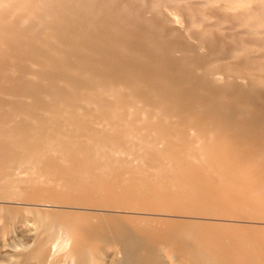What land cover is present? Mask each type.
<instances>
[{
    "label": "bare ground",
    "instance_id": "bare-ground-1",
    "mask_svg": "<svg viewBox=\"0 0 264 264\" xmlns=\"http://www.w3.org/2000/svg\"><path fill=\"white\" fill-rule=\"evenodd\" d=\"M0 264H264V0H0Z\"/></svg>",
    "mask_w": 264,
    "mask_h": 264
},
{
    "label": "rangeland",
    "instance_id": "rangeland-1",
    "mask_svg": "<svg viewBox=\"0 0 264 264\" xmlns=\"http://www.w3.org/2000/svg\"><path fill=\"white\" fill-rule=\"evenodd\" d=\"M21 239H17L14 243H20Z\"/></svg>",
    "mask_w": 264,
    "mask_h": 264
}]
</instances>
